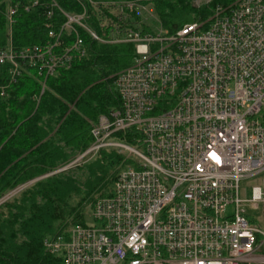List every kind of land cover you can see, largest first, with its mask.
Returning <instances> with one entry per match:
<instances>
[{"label": "built area", "instance_id": "2783aa9c", "mask_svg": "<svg viewBox=\"0 0 264 264\" xmlns=\"http://www.w3.org/2000/svg\"><path fill=\"white\" fill-rule=\"evenodd\" d=\"M77 1L78 14L60 9V31L48 23L47 44L16 50L9 38L0 67L10 82L29 70L46 81L86 56L81 30L132 44L133 62L114 80L120 107L98 118L73 163L105 148L132 159L95 201L93 222L46 239V251L62 264H264V0L218 6L172 34L144 1ZM19 6L8 9L10 27ZM127 132L133 146L112 138ZM248 179L258 185L246 200Z\"/></svg>", "mask_w": 264, "mask_h": 264}, {"label": "trees", "instance_id": "16d2710c", "mask_svg": "<svg viewBox=\"0 0 264 264\" xmlns=\"http://www.w3.org/2000/svg\"><path fill=\"white\" fill-rule=\"evenodd\" d=\"M52 1L59 9L50 8ZM235 1L211 0L199 8L192 0L147 3L172 34L187 24L206 21L214 8ZM16 3L20 6L10 27L7 12ZM60 9L69 14L81 12L77 0H0V49L9 38L16 50L47 44L48 23L60 31L65 20ZM89 24L95 28L94 20ZM81 36L86 56L75 58L69 68L46 81L29 70L10 82L7 67H0V88H5L4 96L0 89V200L44 177L0 204V264H62L61 256L46 251L44 241L66 237L76 225H88L85 212L90 204L111 195L118 173L131 162L123 166L124 157L105 148L75 168L52 174L84 154L94 142L91 130L98 118L120 107L115 76L134 59L132 44L99 43L83 30ZM65 37L69 40L67 33ZM134 134L115 133L112 138L133 146Z\"/></svg>", "mask_w": 264, "mask_h": 264}, {"label": "rangeland", "instance_id": "374dc122", "mask_svg": "<svg viewBox=\"0 0 264 264\" xmlns=\"http://www.w3.org/2000/svg\"><path fill=\"white\" fill-rule=\"evenodd\" d=\"M139 1H144L145 2V0H139ZM147 1H149V0H146V4L147 5H150V3L148 2L147 3ZM210 1L211 0H192V3H193V5L196 7V8H199V7H202V6H204V5H208L209 3H210ZM215 9V8H214ZM214 9H213V11H214ZM213 13V12H212ZM212 15V14H211ZM211 17V16H210ZM209 17V18H210ZM209 18L207 19V20H209ZM206 20V21H207ZM206 21H204V22H206ZM197 23H202V22H197ZM118 153L120 154V155H122L123 157H124V161H123V166H124V164L125 163H127L128 161H131V159H132V156L131 155H129V153H126V152H124V151H118ZM80 157V156H79ZM79 157H77L76 159H78ZM83 162H78V163H71L70 165H68L67 167H68V169H70V168H75L76 166H78V165H80V164H82ZM122 166V167H123ZM59 171V170H58ZM66 171V170H65ZM75 172L76 173H79V170H75ZM119 172V171H118ZM60 173V172H59ZM29 185H31L30 183H27V184H25V185H23V186H21V187H19L18 189H16L15 191H12L11 193H9V194H7L3 199H1L0 200V204H2V203H4V202H6V201H8V200H10L11 198H13L14 196H16L19 192H21L25 187H27V186H29ZM256 185H258V183H256V182H254V181H252V180H243L242 182H241V184H240V193H241V198L242 199H246V200H249V199H251V196H252V188L254 187V186H256ZM94 203L95 202H93L92 204H90V206L88 207V209L86 210V216L89 218L88 219V223L89 224H91L92 222H93V220H92V217H91V213H92V208H93V205H94ZM260 215L261 214V212L260 211H258L257 212V215ZM258 226H259V228L262 230V231H264V223H258Z\"/></svg>", "mask_w": 264, "mask_h": 264}, {"label": "water", "instance_id": "95a60500", "mask_svg": "<svg viewBox=\"0 0 264 264\" xmlns=\"http://www.w3.org/2000/svg\"><path fill=\"white\" fill-rule=\"evenodd\" d=\"M65 170H68V167H65V168H63V169H61V170H59V171H57V172H55V173H52V174H56V173H59V172H63V171H65ZM45 177H47V176H45ZM42 178H44V177L38 178V179H36V180H34V181H31L30 184H32V183H34V182H36V181H38V180H40V179H42Z\"/></svg>", "mask_w": 264, "mask_h": 264}]
</instances>
